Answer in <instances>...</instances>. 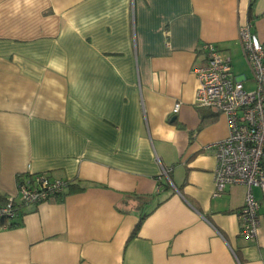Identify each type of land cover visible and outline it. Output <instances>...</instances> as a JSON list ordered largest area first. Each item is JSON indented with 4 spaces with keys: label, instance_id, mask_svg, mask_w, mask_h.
Masks as SVG:
<instances>
[{
    "label": "crops",
    "instance_id": "0c3cea01",
    "mask_svg": "<svg viewBox=\"0 0 264 264\" xmlns=\"http://www.w3.org/2000/svg\"><path fill=\"white\" fill-rule=\"evenodd\" d=\"M250 1L0 0V200L30 173L84 188L21 207L0 264H264V191L250 189L253 241L237 217L247 187L214 196L203 150L227 120L194 104L204 43L253 89L238 28L264 46V0Z\"/></svg>",
    "mask_w": 264,
    "mask_h": 264
},
{
    "label": "built area",
    "instance_id": "2783aa9c",
    "mask_svg": "<svg viewBox=\"0 0 264 264\" xmlns=\"http://www.w3.org/2000/svg\"><path fill=\"white\" fill-rule=\"evenodd\" d=\"M243 57L252 72L254 87L247 90L241 79L232 73L228 58L213 43L201 46L204 64L194 69L197 85L194 104L214 109L225 116L227 135L203 146L215 158L213 171L214 196H220L229 185H245V203L237 211L240 234L255 240L260 226L259 202L250 189L264 191V46L251 31L247 22L238 28ZM180 105L174 104L176 113ZM168 180V171L162 169L159 177ZM69 180L52 178L46 173H30L16 183L14 194L0 203V227L15 224L24 205L38 204L62 197L67 193Z\"/></svg>",
    "mask_w": 264,
    "mask_h": 264
},
{
    "label": "trees",
    "instance_id": "16d2710c",
    "mask_svg": "<svg viewBox=\"0 0 264 264\" xmlns=\"http://www.w3.org/2000/svg\"><path fill=\"white\" fill-rule=\"evenodd\" d=\"M255 0H251L250 1V5H249V13H251V10L253 8V4H254ZM83 186H80L78 184H72L70 181H69V185H68V189H67V193H71V192H74V191H80V190H83ZM134 198L138 201V204L140 202L142 203H145V204H149L152 202L153 200V197L152 196H147V197H142V196H139V195H134ZM1 202L0 203H3L5 201V199L2 201L0 200ZM162 200H158L157 204L160 203ZM139 206V209L142 207V205L140 206V204L138 205ZM148 213H141L140 214V217H139V220L137 221V223L135 224L131 234H130V237L131 236H134L137 232V230L139 229V226L141 224V221L145 218V216L147 215ZM4 222V219L1 218L0 219V226L3 224ZM16 224V223H15ZM15 224H11L10 226H13Z\"/></svg>",
    "mask_w": 264,
    "mask_h": 264
},
{
    "label": "rangeland",
    "instance_id": "374dc122",
    "mask_svg": "<svg viewBox=\"0 0 264 264\" xmlns=\"http://www.w3.org/2000/svg\"><path fill=\"white\" fill-rule=\"evenodd\" d=\"M242 59V60H241ZM241 59H240V61H241V64H240V67L242 66V69L241 70H243V71H248V67H247V65H246V63L244 62V58L243 57H241ZM235 66V65H234ZM236 67V66H235ZM238 74H240V72L238 71V69L235 71V73H234V75H238ZM251 88H252V86H251ZM250 89V88H249Z\"/></svg>",
    "mask_w": 264,
    "mask_h": 264
}]
</instances>
